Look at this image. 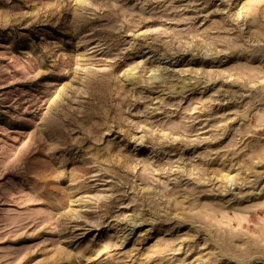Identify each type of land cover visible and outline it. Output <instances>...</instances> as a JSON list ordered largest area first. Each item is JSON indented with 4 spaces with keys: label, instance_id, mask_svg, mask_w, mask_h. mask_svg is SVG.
I'll use <instances>...</instances> for the list:
<instances>
[{
    "label": "rangeland",
    "instance_id": "1",
    "mask_svg": "<svg viewBox=\"0 0 264 264\" xmlns=\"http://www.w3.org/2000/svg\"><path fill=\"white\" fill-rule=\"evenodd\" d=\"M0 264H264V0H0Z\"/></svg>",
    "mask_w": 264,
    "mask_h": 264
}]
</instances>
